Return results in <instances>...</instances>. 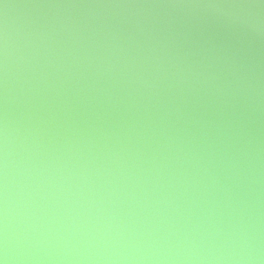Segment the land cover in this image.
<instances>
[{"label": "water", "instance_id": "95a60500", "mask_svg": "<svg viewBox=\"0 0 264 264\" xmlns=\"http://www.w3.org/2000/svg\"><path fill=\"white\" fill-rule=\"evenodd\" d=\"M5 247L264 264V0H0Z\"/></svg>", "mask_w": 264, "mask_h": 264}, {"label": "clouds", "instance_id": "9594fccd", "mask_svg": "<svg viewBox=\"0 0 264 264\" xmlns=\"http://www.w3.org/2000/svg\"><path fill=\"white\" fill-rule=\"evenodd\" d=\"M5 243H6V238H5ZM0 264H8V250L7 247L4 249V257L0 258Z\"/></svg>", "mask_w": 264, "mask_h": 264}]
</instances>
